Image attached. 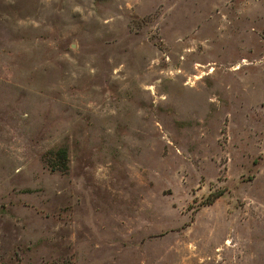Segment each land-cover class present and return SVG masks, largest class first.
Masks as SVG:
<instances>
[{
    "label": "rangeland",
    "instance_id": "1",
    "mask_svg": "<svg viewBox=\"0 0 264 264\" xmlns=\"http://www.w3.org/2000/svg\"><path fill=\"white\" fill-rule=\"evenodd\" d=\"M0 264H264V0H0Z\"/></svg>",
    "mask_w": 264,
    "mask_h": 264
},
{
    "label": "trees",
    "instance_id": "2",
    "mask_svg": "<svg viewBox=\"0 0 264 264\" xmlns=\"http://www.w3.org/2000/svg\"><path fill=\"white\" fill-rule=\"evenodd\" d=\"M59 153H61V154H62V152H59ZM62 157H64V155H62Z\"/></svg>",
    "mask_w": 264,
    "mask_h": 264
}]
</instances>
